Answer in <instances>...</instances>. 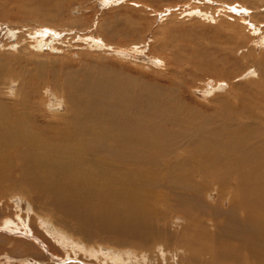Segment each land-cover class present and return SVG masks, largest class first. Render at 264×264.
Returning <instances> with one entry per match:
<instances>
[{
  "label": "bare ground",
  "instance_id": "6f19581e",
  "mask_svg": "<svg viewBox=\"0 0 264 264\" xmlns=\"http://www.w3.org/2000/svg\"><path fill=\"white\" fill-rule=\"evenodd\" d=\"M17 2H20L19 11L28 10V14L31 10L38 11L37 16L44 19L53 16L58 4V0ZM246 9L244 16L249 11ZM47 12L52 15H45ZM193 14L200 16L198 11ZM244 16L241 22L252 15ZM257 17L264 18L260 13ZM114 29L120 38L131 32L123 27L117 29V25ZM29 33L31 37L25 38V48L42 52L43 31ZM89 40L97 49L110 47L122 57L125 52L139 53L137 46L129 51L101 37ZM17 49L23 51V48L14 50ZM257 63L264 80V57ZM5 66L0 62V67ZM121 75L113 78L96 75L98 78L94 80L87 77L85 80L92 81L91 86L79 85L81 82L66 84L65 91L58 92L63 105H72L64 115L68 126L65 131H59L58 117L63 115L58 116L55 99L45 98L46 105L50 103L56 109L50 115L45 114L50 117L47 120L24 98L16 109H10L0 93V180L6 181L17 172V182L21 186L25 184L22 187L30 194L29 199L35 206L39 205L27 211L31 216L1 212L3 230H8L14 239L30 231L37 234L39 225L49 237L48 241L38 233L43 242L48 248L51 242H57L65 257H71L66 255L65 246L73 236L82 238L86 245L93 240L98 248L81 256L88 254L97 264H156L157 261L170 264L172 255L168 258L169 249H164L168 245L160 244L169 241L178 244L179 240L182 245L175 249L187 252L184 258L188 264H199L202 259L203 264H264V122L254 103L245 97H235L237 101L232 99L235 104L229 109L230 99L219 100L216 112L207 117L180 101L173 87L154 88ZM251 78L257 79V86L263 84L259 75ZM9 81L11 85L14 81L10 78L6 85L10 93ZM214 83L209 81L206 86L212 87ZM88 87L93 90L85 95ZM216 89L209 88L208 95ZM180 147L185 148V156L178 154ZM160 170L174 174L173 184L166 185L157 177ZM176 181L183 182L177 186ZM153 188L170 191L174 196L170 209L182 211L178 238L171 240L170 230L163 225L164 218L157 223L161 218L154 209L150 192ZM215 191L217 202L222 206L227 202L228 208H213L200 197L201 194L209 197ZM188 192L193 194L189 196ZM45 205L59 210L57 213L64 215V220L47 218L41 213ZM17 208L20 210L19 205ZM216 209L217 219L210 227L201 221L200 228L192 227L198 213ZM53 210H49V216ZM212 227L213 234L209 232ZM50 233H55L54 237ZM2 238H6L4 234ZM100 239L115 248H111L113 257L108 253L103 259L101 245H95ZM23 240L15 241L34 247V243ZM126 246L136 249L132 252L133 260L122 261L123 256L115 254L116 248L126 249ZM176 258L182 260V256Z\"/></svg>",
  "mask_w": 264,
  "mask_h": 264
},
{
  "label": "rangeland",
  "instance_id": "374dc122",
  "mask_svg": "<svg viewBox=\"0 0 264 264\" xmlns=\"http://www.w3.org/2000/svg\"><path fill=\"white\" fill-rule=\"evenodd\" d=\"M17 1L19 0H0V62L6 64L5 67H0V93L1 100L7 103L10 109H16L19 100L24 98L49 120L50 117L45 114L50 115V112L56 110L52 104L46 105L44 102L49 96L50 101L52 99L57 101L58 116L63 115L58 117L59 131H65L68 126L64 122V115L72 105L67 106L66 103V106L63 105V98L60 97L62 95L58 92H64L68 83L81 82L79 85L88 83L91 86L92 81L85 80L87 77L94 80L101 75L113 78V75L122 74L125 78L150 84L154 88L173 87L180 101L196 112L208 115L207 117L216 112L219 100L230 99L227 104L230 109L235 104L232 99L245 97V100L254 103L256 112L260 113L259 117L264 122V80L261 78V68L257 63L258 59L264 57V18L257 17L259 13L264 17V0H58L57 8L54 4L56 11L53 16H50L52 12L45 14L50 16L48 19L40 18L37 16L38 11L31 9L30 14L28 10L19 11L20 2ZM246 8L249 11L244 16L243 10ZM192 11H198L200 16L193 14ZM243 16L251 17L241 22ZM116 25L117 29L123 27L130 29L131 32H128L125 38H120L114 31ZM39 29L43 31L45 41L42 52L32 48L27 50L25 38L31 37L30 30ZM97 37L127 50L136 49L137 46L139 53H130L129 50L130 52L128 54L125 52L122 57L113 53L110 47L99 50L89 40L90 38L96 40ZM21 39L22 41L17 44ZM16 48H23V51L18 52V49L14 50ZM29 50H33L32 53ZM257 75L263 82L260 87L256 84L257 79L251 78ZM10 78L14 84L11 85L9 81V85L12 86L9 93L6 85ZM209 81L216 82L212 87L208 86L211 89L217 88L212 95H208L207 91L209 88L206 84ZM92 90L88 87L86 91L84 90L85 95ZM94 93L95 90L92 95ZM184 149L180 147L178 154L185 156L183 154L187 152ZM157 177L166 185L173 184L171 183L174 179L173 173L167 175L160 170L157 171ZM18 179V173L14 172L6 181L0 180V213L19 212L25 215L29 214L28 210L31 212L30 209L35 210L39 207L29 199L30 194L22 187L25 184L21 186L17 182ZM182 182L176 181L174 184L178 186ZM150 192L155 204L154 209L161 218L157 223L164 218L163 225L170 230L171 240L178 238L181 235L180 224L183 214L182 211L170 209L172 202L174 203L172 201L174 196L165 189L153 188ZM216 193L217 191L211 192L209 197L201 194L200 197L213 208L220 210L228 208L227 202H224L223 206L217 202ZM187 194L190 196L193 192ZM157 198L160 203L156 201ZM18 205L20 210L17 208ZM218 209L198 213L192 227L200 228L199 221L210 227V223L217 219ZM49 210H53L52 207L45 205L41 213L47 218L64 220V215L57 213L59 210H53V215L50 216ZM29 215L31 216V213ZM3 229V225H0V264H97L88 254L81 256L85 251L88 253V250L98 248L93 245V240H90L92 242L90 245H86L82 238L73 236L72 241L67 244L68 247L65 246L66 255L69 254L71 257H65L62 256L64 252L57 242H51V248L43 242L39 234L48 241L49 237L39 225L36 227L37 234L34 235L30 231V234L25 233L24 237L14 236V239L10 237L11 233L8 230ZM214 231V227L209 230L211 234ZM3 234L6 238H2ZM50 235L54 237L55 233ZM18 238H23L26 243H34L35 249L15 241ZM101 240L103 239L95 245H101L103 259L108 253L113 257L114 252L111 248H115ZM160 245H168L164 249H169L168 258L172 255L173 260L168 261L170 264H188L184 258L188 256L187 252L175 249L176 246L182 245L180 240L178 244L169 241ZM116 249L119 253L115 254L123 256L122 261L133 260L132 252L136 249L130 246H126V249ZM122 250L126 252L122 253ZM176 256H182L180 258L182 260H178ZM155 263L166 264L161 261ZM203 263L202 259L199 264Z\"/></svg>",
  "mask_w": 264,
  "mask_h": 264
}]
</instances>
